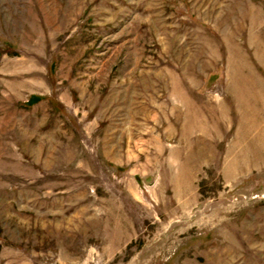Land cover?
I'll return each instance as SVG.
<instances>
[{
	"label": "rangeland",
	"instance_id": "374dc122",
	"mask_svg": "<svg viewBox=\"0 0 264 264\" xmlns=\"http://www.w3.org/2000/svg\"><path fill=\"white\" fill-rule=\"evenodd\" d=\"M0 264H264V0H0Z\"/></svg>",
	"mask_w": 264,
	"mask_h": 264
}]
</instances>
